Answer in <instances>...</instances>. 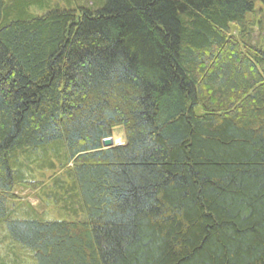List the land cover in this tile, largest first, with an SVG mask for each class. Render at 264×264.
<instances>
[{
	"label": "trees",
	"instance_id": "obj_1",
	"mask_svg": "<svg viewBox=\"0 0 264 264\" xmlns=\"http://www.w3.org/2000/svg\"><path fill=\"white\" fill-rule=\"evenodd\" d=\"M11 1L0 220L12 240L37 264H264V50L232 31L249 34L264 0H106L80 15ZM117 126L126 144L104 149ZM56 141L83 218L11 217L13 155Z\"/></svg>",
	"mask_w": 264,
	"mask_h": 264
},
{
	"label": "rangeland",
	"instance_id": "obj_2",
	"mask_svg": "<svg viewBox=\"0 0 264 264\" xmlns=\"http://www.w3.org/2000/svg\"><path fill=\"white\" fill-rule=\"evenodd\" d=\"M37 1L43 6L32 5L29 8L32 15H42L52 8L75 10L79 15L82 9L95 13L106 2V0ZM249 20L253 23L249 34L246 33L247 35L242 37L235 26L232 27L233 34L241 41L264 50L263 3L255 2V13L249 16ZM1 22L2 20L0 24ZM116 128L122 129L125 134L123 127L117 126L114 129ZM12 163L20 182L14 186L8 200L11 217L69 221L83 218L84 213L78 203L79 199L69 174L72 162L67 157L63 141L52 142L37 149L17 150L12 157ZM0 264H37L34 253L13 241L5 222L1 220Z\"/></svg>",
	"mask_w": 264,
	"mask_h": 264
},
{
	"label": "water",
	"instance_id": "obj_3",
	"mask_svg": "<svg viewBox=\"0 0 264 264\" xmlns=\"http://www.w3.org/2000/svg\"><path fill=\"white\" fill-rule=\"evenodd\" d=\"M125 144H126V140H125L124 144H116L115 140H114V138L112 136L104 138L102 140V146H103L104 149L112 148V147H116V146H120V145H125Z\"/></svg>",
	"mask_w": 264,
	"mask_h": 264
},
{
	"label": "bare ground",
	"instance_id": "obj_4",
	"mask_svg": "<svg viewBox=\"0 0 264 264\" xmlns=\"http://www.w3.org/2000/svg\"><path fill=\"white\" fill-rule=\"evenodd\" d=\"M114 134H113V137H114V140H115V143L116 144H122L124 143L125 141V134L124 132L122 131V129H114L113 130Z\"/></svg>",
	"mask_w": 264,
	"mask_h": 264
}]
</instances>
